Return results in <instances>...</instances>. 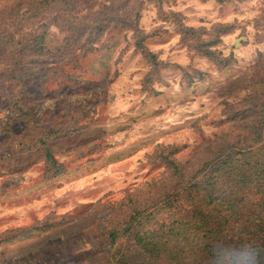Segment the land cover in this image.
Returning a JSON list of instances; mask_svg holds the SVG:
<instances>
[{
	"label": "rangeland",
	"instance_id": "obj_1",
	"mask_svg": "<svg viewBox=\"0 0 264 264\" xmlns=\"http://www.w3.org/2000/svg\"><path fill=\"white\" fill-rule=\"evenodd\" d=\"M77 13L89 43L51 25L25 90L2 82L0 264H96L134 208H156L139 234L179 219L189 195L159 203L177 192L168 160L190 173L207 139H235L228 104L257 101L264 79V0H86ZM97 14H137V31Z\"/></svg>",
	"mask_w": 264,
	"mask_h": 264
},
{
	"label": "trees",
	"instance_id": "obj_2",
	"mask_svg": "<svg viewBox=\"0 0 264 264\" xmlns=\"http://www.w3.org/2000/svg\"><path fill=\"white\" fill-rule=\"evenodd\" d=\"M0 1L4 5L0 64H6L0 67V73H5L0 76V90L7 81L25 90V80L40 70L29 58L46 52L51 25H63L73 44L82 47L89 43L81 41L86 26L77 13L86 0ZM100 15L96 20L105 26L110 22L137 31V14L135 18L116 15L102 20ZM257 85V101L251 94L241 110L226 103L227 118L240 130L235 139H207L190 173L186 171L188 160H168L172 175L178 177L177 192L174 196L166 193L159 203L170 204L185 193L190 206L184 215L158 230L139 234L138 217L146 210L152 216L156 208H134L123 226L110 229L109 246L96 264H264V79ZM47 157L51 159L49 151Z\"/></svg>",
	"mask_w": 264,
	"mask_h": 264
}]
</instances>
